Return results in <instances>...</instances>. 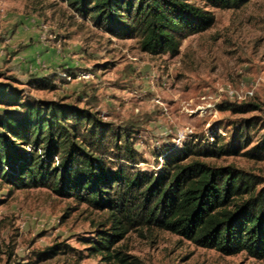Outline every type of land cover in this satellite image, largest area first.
Returning a JSON list of instances; mask_svg holds the SVG:
<instances>
[{
	"label": "rangeland",
	"instance_id": "rangeland-1",
	"mask_svg": "<svg viewBox=\"0 0 264 264\" xmlns=\"http://www.w3.org/2000/svg\"><path fill=\"white\" fill-rule=\"evenodd\" d=\"M215 24L183 41L177 56L143 51L137 39H120L83 18L62 0H0V81L26 98L75 103L98 113L121 130L138 125L133 144L143 160L140 170L158 171L166 153L213 142L215 133L230 140L245 119L253 146L264 132V0L239 9L206 6ZM76 78L60 79L62 71ZM59 74L58 88H36L31 79ZM88 74V75H83ZM262 107L250 113L220 110L231 85ZM212 104L214 107H209ZM9 108L0 106V112ZM193 133L178 144L177 133ZM115 162L123 161L111 157ZM212 166L232 165L264 187V159L249 155L201 157ZM109 212L50 188L16 189L0 178V264H106L90 246L109 227ZM54 245L60 251L41 260ZM141 264H264L247 252L224 255L159 228L133 227L116 244ZM113 264V263H108Z\"/></svg>",
	"mask_w": 264,
	"mask_h": 264
},
{
	"label": "trees",
	"instance_id": "trees-1",
	"mask_svg": "<svg viewBox=\"0 0 264 264\" xmlns=\"http://www.w3.org/2000/svg\"><path fill=\"white\" fill-rule=\"evenodd\" d=\"M95 26L120 39H137L154 55L181 52L183 41L215 24L213 11L191 0H62ZM206 6L239 9L251 0H203ZM74 73V72H69ZM59 74L34 77L38 89L58 88ZM0 178L16 189L46 187L109 212V227L90 246L108 263L141 264L115 247L133 227L159 228L224 255L247 252L264 260V187L232 165L212 166L201 157L249 155L264 159V132L253 144L245 119L230 140L187 145L166 153L158 171L131 164L143 160L133 144L138 125L111 127L97 112L75 103L26 98L0 81ZM257 102L223 100L220 110L250 113ZM264 129V128H263ZM111 157L118 160L115 162ZM59 245L39 253L54 257ZM106 263V264H108Z\"/></svg>",
	"mask_w": 264,
	"mask_h": 264
},
{
	"label": "built area",
	"instance_id": "built-area-1",
	"mask_svg": "<svg viewBox=\"0 0 264 264\" xmlns=\"http://www.w3.org/2000/svg\"><path fill=\"white\" fill-rule=\"evenodd\" d=\"M88 75V74H83ZM70 79V78H76L75 73H69L68 71L63 70L61 73L60 79ZM256 84H254L251 88L247 89L245 92H238L235 90L231 85H228L225 89V92L227 93L228 97L231 99H236L238 102H245L248 101L249 98L254 96ZM209 107H214V105L210 104ZM193 133V130L190 128H185L184 130H180L177 133L176 141L178 144H181L182 141L186 140L187 137H189ZM213 138V137H212Z\"/></svg>",
	"mask_w": 264,
	"mask_h": 264
}]
</instances>
